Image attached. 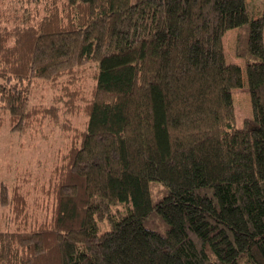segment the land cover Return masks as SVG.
I'll list each match as a JSON object with an SVG mask.
<instances>
[{
	"label": "trees",
	"instance_id": "obj_1",
	"mask_svg": "<svg viewBox=\"0 0 264 264\" xmlns=\"http://www.w3.org/2000/svg\"><path fill=\"white\" fill-rule=\"evenodd\" d=\"M12 2L0 128L58 123L56 106L30 105L35 83L79 105L85 126L49 219L23 220L18 186L1 185L17 223L0 231V264H264V1L256 18L246 0ZM231 29L252 113L240 128Z\"/></svg>",
	"mask_w": 264,
	"mask_h": 264
},
{
	"label": "rangeland",
	"instance_id": "obj_2",
	"mask_svg": "<svg viewBox=\"0 0 264 264\" xmlns=\"http://www.w3.org/2000/svg\"><path fill=\"white\" fill-rule=\"evenodd\" d=\"M132 2L134 0H131ZM264 0H246L248 16L259 17ZM11 14L17 13L18 5L12 0H0V8ZM16 8V9H14ZM21 10V9H20ZM19 10V12H20ZM236 29H231L223 35V50L227 63H234L242 69L243 85L232 90V100L235 111V125L242 127L245 119L251 118V105L246 85L244 63L235 56ZM264 43V28H263ZM30 105L56 106L60 115L58 123H42L41 127L17 134L9 128H0V189L1 185H17L20 196L25 200L22 219L47 220L54 206L55 188L58 176L66 163L69 149L79 145V136L85 126V115L81 107L65 103L67 96L54 89H44L41 84H34ZM67 112L64 113V110ZM1 125V123H0ZM150 190L153 199L163 193L158 182H151ZM122 212V209L120 210ZM155 218H152L154 220ZM17 218L11 205L0 206V231L13 230ZM147 227L153 228L147 224ZM101 230L108 228L100 222Z\"/></svg>",
	"mask_w": 264,
	"mask_h": 264
}]
</instances>
